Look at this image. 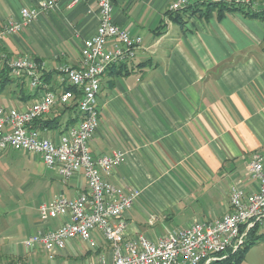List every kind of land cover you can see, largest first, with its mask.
Wrapping results in <instances>:
<instances>
[{
	"label": "crops",
	"instance_id": "1",
	"mask_svg": "<svg viewBox=\"0 0 264 264\" xmlns=\"http://www.w3.org/2000/svg\"><path fill=\"white\" fill-rule=\"evenodd\" d=\"M41 1L0 0V27L20 20L23 8ZM174 1L114 0L115 24L142 37V44L133 59L113 64L102 76L100 123L91 141L95 157L125 152L126 161L106 179L141 190L139 201L125 213L128 233L154 241L195 221L228 214L232 189L258 188L249 174L250 161L257 154L264 160V18L243 10L208 12L202 0H189V6H199L197 12L176 15L171 11ZM243 8L264 17V0H252ZM98 25L95 0H64L5 38L0 49L10 59L41 60L44 86L33 90L26 83L22 89L12 83L0 97L15 105L1 104L21 110L46 91L64 90L57 69L80 67L83 44ZM58 115L54 108L45 119ZM68 119L69 113L63 121ZM57 131L46 128L42 133L56 137ZM54 172L64 196L75 198L86 189L82 175L63 182ZM41 228L37 222L36 232ZM70 243L54 260L39 249L24 247L26 252L17 254L10 247V260L92 261L89 249L80 251L77 243Z\"/></svg>",
	"mask_w": 264,
	"mask_h": 264
},
{
	"label": "built area",
	"instance_id": "2",
	"mask_svg": "<svg viewBox=\"0 0 264 264\" xmlns=\"http://www.w3.org/2000/svg\"><path fill=\"white\" fill-rule=\"evenodd\" d=\"M64 0H42L33 8H23L20 20H9L0 27V43L20 33L24 27L49 12ZM77 4L82 0H69ZM98 5L97 33L85 40L78 68L61 65L58 78L80 92L77 100L80 119L56 137L44 136L30 124L45 119L58 105L76 101L72 91H46L25 109L0 103V153L24 151L40 157L56 171L63 182L77 175L86 181V189L75 198L56 196L39 207V223L43 228L23 241L28 250L39 249L54 260L66 250L68 243L81 240L93 258L89 264H210L228 257L242 248L251 231L264 229V160L255 155L248 165L250 177L258 183L254 192L232 189L230 212L213 221H195L157 240L145 235L131 237L125 213L141 198L142 192L132 186H116L106 179L113 169L126 161L124 151L95 157L91 141L100 123L98 95L101 78L117 63L133 59L142 37L115 24L114 0H95ZM203 3L249 5L252 0H202ZM189 6V0H175L172 12ZM112 41V46L109 43ZM7 62L14 78L26 76L29 87L44 86L41 64L34 58L9 59L0 49V63ZM56 222L57 225H53ZM242 264V263H240Z\"/></svg>",
	"mask_w": 264,
	"mask_h": 264
},
{
	"label": "rangeland",
	"instance_id": "3",
	"mask_svg": "<svg viewBox=\"0 0 264 264\" xmlns=\"http://www.w3.org/2000/svg\"><path fill=\"white\" fill-rule=\"evenodd\" d=\"M0 103L15 105L6 102L2 97ZM97 103L99 105V99ZM54 175L55 172L48 169L44 161L35 154L8 150L1 155L0 264L12 262L10 247L17 254L26 252L22 241L36 233L37 222L40 221V205L49 202L55 195H63L59 190L60 182L54 180ZM160 219L165 221L164 216L160 215ZM260 233H264V229ZM74 242L80 251H87L86 243L81 240ZM88 261V258H80L79 264H89ZM242 264H264V240L251 246Z\"/></svg>",
	"mask_w": 264,
	"mask_h": 264
},
{
	"label": "trees",
	"instance_id": "4",
	"mask_svg": "<svg viewBox=\"0 0 264 264\" xmlns=\"http://www.w3.org/2000/svg\"><path fill=\"white\" fill-rule=\"evenodd\" d=\"M203 6H206V9L208 12L213 11V10H218L220 14H224L225 12H230L234 10H243L247 15H250L252 17H258V18H264L262 13H254L252 14L251 12H248L244 10L242 5H235V4H228V3H203ZM194 5L188 6L187 8L183 9L182 12L188 13L194 10L197 12L196 8H198ZM181 11L179 12H174L176 15H178ZM181 12V13H182ZM172 17V16H171ZM9 57V56H8ZM10 59V58H9ZM37 62H41L39 58H34ZM41 64V63H40ZM19 83V86L24 89L28 83V79L26 76H23L21 78H14L12 76V71L10 67L8 66L7 62L0 63V92L2 93L8 86H10L12 83ZM64 91H72L76 95V101H74L72 104L69 105H58L56 106V110L59 112V115L51 118V119H39L30 124L31 129H57V130H66L69 126L76 124L79 119H80V111L78 107L77 100L80 98L81 94L76 89L75 87L69 85V84H64ZM10 88V87H9ZM69 113V119L67 121H63V118L65 115ZM54 125V126H53ZM264 240V233H260L259 228H255L251 231L245 245L240 248L237 252H229L228 257L223 260H217L214 262H211L210 264H240L243 262L245 255L247 254L248 250L251 248V246L257 244L258 242ZM9 264H14L13 262ZM201 264H204L202 262Z\"/></svg>",
	"mask_w": 264,
	"mask_h": 264
}]
</instances>
